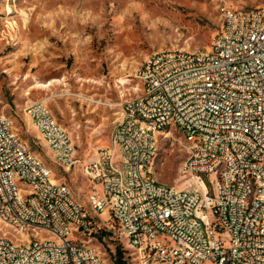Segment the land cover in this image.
<instances>
[{
  "label": "built area",
  "instance_id": "built-area-1",
  "mask_svg": "<svg viewBox=\"0 0 264 264\" xmlns=\"http://www.w3.org/2000/svg\"><path fill=\"white\" fill-rule=\"evenodd\" d=\"M220 28L211 51L170 48L157 50L133 76H146L140 97L120 103V119L110 133V147L98 153V162L65 159L66 141L60 140L52 121H41L39 102L28 109L54 163L65 171L86 173L87 204L75 209L73 194L63 181L48 177L34 165L32 155L21 153L11 130L0 122V211L2 221L28 228L24 240H9L0 233V264H96L87 241H99L113 253L116 264H264V166L252 157L264 156V3L220 10ZM184 126L186 147L182 169L185 187L155 180L153 163L156 135ZM225 127V135H216ZM121 138L123 148L114 147ZM70 139V136H69ZM130 149L122 169H114L115 150ZM216 163L209 186H202L203 166ZM9 165L34 181L28 203L16 200L8 180ZM200 186V193H192ZM208 193L217 203L206 209ZM191 203L203 208L204 239H196ZM55 205H63L69 223L56 219ZM260 227V234H253ZM167 232L169 243L155 241ZM119 236H129L136 253L120 248ZM203 240L221 247V255L203 249ZM121 251L117 262L116 250Z\"/></svg>",
  "mask_w": 264,
  "mask_h": 264
},
{
  "label": "rangeland",
  "instance_id": "rangeland-1",
  "mask_svg": "<svg viewBox=\"0 0 264 264\" xmlns=\"http://www.w3.org/2000/svg\"><path fill=\"white\" fill-rule=\"evenodd\" d=\"M264 0H0V114L12 121L52 173L84 207L87 181L80 170L58 167L25 109L43 99L70 136L76 156L87 161L110 147L120 103L140 95L134 71L161 49L210 50L224 7L248 10ZM93 99V100H88ZM100 101L101 103H98ZM155 180L185 187L186 147L177 129L160 131ZM0 223L13 240L25 236ZM24 236V238L22 236ZM20 238V239H19ZM119 242L126 251L124 239ZM106 264L113 253L88 241ZM125 244V245H124Z\"/></svg>",
  "mask_w": 264,
  "mask_h": 264
},
{
  "label": "bare ground",
  "instance_id": "bare-ground-1",
  "mask_svg": "<svg viewBox=\"0 0 264 264\" xmlns=\"http://www.w3.org/2000/svg\"><path fill=\"white\" fill-rule=\"evenodd\" d=\"M241 15H251V9L241 10ZM162 50H169V49H162ZM206 51H211V46H210V50H195L193 51V54H200L201 52H206ZM141 67H142V63L135 71H140ZM134 78L140 82L141 89H145L146 76L135 75ZM137 97H140V95ZM131 98H135V97H131ZM88 100H93V99H88ZM97 102L101 103L100 101ZM26 110L34 128L37 130V125L34 122V117L32 116V113H30L28 109ZM38 110L41 111V121L54 120L45 102L38 103ZM0 122L5 123L7 130H11L12 135H14L15 143L18 145L21 153H24V155H32V160H34V165L39 167L41 172H47L48 177H52L51 171L45 165H43L42 162L38 160L36 155L30 152V150L26 145V142L22 140L14 131L12 121L5 115L0 114ZM52 128H58V132H60V140L66 141L65 159H73L74 149L72 147V142L71 139H69L68 133L56 121H52ZM177 130L180 133H184V126H177ZM216 135H225V127H216ZM40 137L43 139L42 135H40ZM46 146L48 147L49 150H55V142H46ZM114 147L123 148V141L121 138H114ZM123 157H130V149H123V153L122 150H115L114 169H122ZM91 162H98V155L96 157L91 158ZM252 164H259L264 166V156L252 157ZM182 170L184 173H186V169H182ZM215 170H216V163H208L206 164V166H203V173H200V181L202 186H209V174L207 173H210V171H215ZM83 174L86 177V173ZM8 180L10 187L12 188L22 187L24 189V190H16V200H18L19 203H28L27 193H34L35 191L34 181L29 180L26 176L20 175V167H18L17 165H9ZM63 190L65 194H71L68 188L64 184H63ZM192 193H200V186H192ZM215 203H217L216 194L208 193L206 199V209H213L215 207ZM75 209H77V212H84V207L80 204V202L76 198H75ZM191 212L194 214V220L196 221V230H197L196 239H204L203 231H206V224H204L203 222V208H201L200 204L198 203H191ZM55 214H56V219L59 220L60 224L69 223V216H67L65 211H63V205H55ZM0 223L10 226L14 231L23 234L25 238H27L28 228H21L17 226L15 223L7 224L5 221H2L1 211H0ZM253 234H260V227H253ZM24 236L22 237L24 238ZM119 237L121 238V240L124 239L126 241L125 244L127 245L126 248L129 253H136V244L133 243V241L131 240V238H129V236H119ZM8 239L13 240L9 237ZM13 241H20V240H13ZM155 241H161V243H169V234L167 232H160V234H155ZM87 249L88 251L92 252V254H94V259L96 264H106L103 258H101L100 255L98 254L96 248L89 245L88 241H87ZM203 249H205L207 252H213L214 255H221V247L214 246V244L210 240H203ZM131 264H139V256H132Z\"/></svg>",
  "mask_w": 264,
  "mask_h": 264
},
{
  "label": "trees",
  "instance_id": "trees-1",
  "mask_svg": "<svg viewBox=\"0 0 264 264\" xmlns=\"http://www.w3.org/2000/svg\"><path fill=\"white\" fill-rule=\"evenodd\" d=\"M120 243V242H119ZM120 248H122V249H124V247L120 244ZM124 251H126L125 249H124ZM121 251L119 250V249H117L116 250V258H117V262H120V260H121ZM114 261V260H113ZM115 262V261H114Z\"/></svg>",
  "mask_w": 264,
  "mask_h": 264
}]
</instances>
